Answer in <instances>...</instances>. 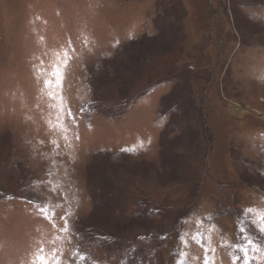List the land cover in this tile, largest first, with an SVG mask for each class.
Returning <instances> with one entry per match:
<instances>
[{
    "label": "rangeland",
    "instance_id": "374dc122",
    "mask_svg": "<svg viewBox=\"0 0 264 264\" xmlns=\"http://www.w3.org/2000/svg\"><path fill=\"white\" fill-rule=\"evenodd\" d=\"M262 218L264 0H0V264H264Z\"/></svg>",
    "mask_w": 264,
    "mask_h": 264
},
{
    "label": "snow or ice",
    "instance_id": "6c2138e0",
    "mask_svg": "<svg viewBox=\"0 0 264 264\" xmlns=\"http://www.w3.org/2000/svg\"><path fill=\"white\" fill-rule=\"evenodd\" d=\"M58 87H60L61 88V90H62V88H63V77L61 76V78H60V84L58 85ZM73 119H75L74 117H73ZM43 211V210H42ZM62 219H65V221H66V223H67V214L64 216V217H62ZM262 219H264V218H262ZM261 231H264V228H262V229H260ZM239 251H242V253H243V255L244 256H247L248 255V250L245 248V249H238ZM41 251H43L42 249H41ZM37 259L41 262V264H47V260H46V258H44V257H37ZM236 259L238 260L239 259V257H236ZM57 264H59V261L57 262Z\"/></svg>",
    "mask_w": 264,
    "mask_h": 264
},
{
    "label": "bare ground",
    "instance_id": "6f19581e",
    "mask_svg": "<svg viewBox=\"0 0 264 264\" xmlns=\"http://www.w3.org/2000/svg\"><path fill=\"white\" fill-rule=\"evenodd\" d=\"M240 20V19H239ZM248 26V25H247ZM250 27V26H249ZM251 29V28H250ZM157 51V50H156ZM136 161V160H135ZM147 164V163H146ZM122 228V227H121Z\"/></svg>",
    "mask_w": 264,
    "mask_h": 264
}]
</instances>
